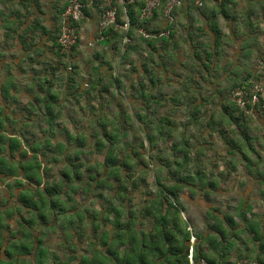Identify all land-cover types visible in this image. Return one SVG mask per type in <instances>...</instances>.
I'll list each match as a JSON object with an SVG mask.
<instances>
[{"label": "trees", "instance_id": "obj_1", "mask_svg": "<svg viewBox=\"0 0 264 264\" xmlns=\"http://www.w3.org/2000/svg\"><path fill=\"white\" fill-rule=\"evenodd\" d=\"M81 1L86 7L79 20L64 18L70 0H45L44 3L42 0H15L10 9L11 20L6 25L9 33L5 36L16 42L13 45L17 46L18 52L22 49L27 53L25 57L22 54L13 56L16 57L17 68L23 71V64L30 66L34 75L30 83L19 87L18 79L7 69L8 74L0 88V96L9 101V105L19 103V97L11 94V88L19 87L29 97L24 107L27 118L23 120H12L0 107V179L3 182L14 179L11 183L7 181V187L15 197L13 206L8 201L0 203V264H190L191 248L195 264L200 259L210 264H226L232 261L228 253L235 251L236 238L240 241L241 233L253 234V242L262 243L264 154L263 159L260 158L261 153L256 152L251 142L256 143V138L247 131L246 125L253 113L241 111L231 99L228 103L222 101L216 120H212L214 113L209 116L207 127L221 134L231 148L228 150L230 158L223 161L228 168L218 172L202 167L200 156L192 154L196 146L191 144L190 137H186V129L192 121L205 119L198 117L204 103L197 104L196 92L182 94L189 107L194 105L186 114L187 122L182 132L172 120L174 115L165 113L149 120L150 112L147 110L152 111V103L164 105L165 96H157L156 89H160L159 83L160 86L174 85L173 74L167 73L165 60L176 63L182 58L181 54L197 60V72L201 79H207L205 85L212 81L206 77H212L219 70L221 61L227 60L230 70L226 78L232 75L235 78L225 94L256 78L258 63L264 62V56H261L264 47V0H202L201 6L197 5V0H182L180 6L170 11V16L166 15L169 0H160L148 18L142 17L145 0H124L123 4L113 0V5L118 6L116 23L105 29V38L96 43L121 52L123 59L147 52L141 64L144 77L133 85L134 97L145 102V113L140 116L139 126L142 128L144 124L147 129L152 128V133L146 135L149 144L144 151L153 153L158 141L168 140L167 146L157 148L156 156L149 154V160H145L142 154L144 142L141 140L135 145L128 142V138L123 136L126 126L110 120L107 114H100L97 119L98 131L91 134L92 143L84 132L71 133L57 123L60 114L55 112V106L59 97L52 92L53 76L62 65V57L70 52L72 55L79 46H74L68 54L62 52L59 39L63 28L68 25L74 29L81 43L84 19L97 12V27L100 28L104 13L103 0ZM47 4L50 6L46 7ZM50 8V14H45ZM126 16L129 26L124 29L120 26L125 24ZM57 31L58 35H55ZM230 41L236 47L231 53L233 55L227 58ZM50 43L54 57L48 61L46 52ZM154 55L161 57L159 63L152 62ZM94 58L98 60L100 53L96 52ZM253 60L257 61L255 68ZM105 61L92 70L103 75L101 69L107 63L109 71H113L111 62ZM160 63L165 69L159 70V74L170 77L169 80L164 78L165 84L161 77H157L159 74L155 75ZM149 66L155 67L150 69ZM235 68L239 71L235 72ZM240 72L245 73L239 75ZM66 82L68 89L76 88L74 74L67 76ZM109 83L117 89L122 86L120 78L114 75ZM36 86L45 90L43 95L33 94ZM95 86L94 80L86 87L91 91ZM109 90L104 86L102 91ZM217 93L221 94L222 90ZM199 94L202 97L203 93ZM180 95L169 98L175 106L182 104ZM254 113L264 116L260 110ZM35 115L46 117L44 122L48 126L42 132L48 136L38 138L30 131V122ZM17 121L20 125L14 132L5 129L6 123L15 126ZM126 122L129 123L122 120L123 125ZM233 124H237L234 131L244 138V143L241 144L240 138L235 140L225 136L223 126ZM56 130L64 132L60 141H54L50 136H54ZM230 133H233L232 128ZM86 146L94 147L98 153L104 152V159L86 164L87 160L82 159ZM153 161H156V170L168 168L170 174L166 179L155 174L156 193L147 192L151 174L149 166ZM50 164L57 165L58 170L53 172ZM243 174L248 180H240L239 185L247 187L252 182L258 186L257 198L247 193L238 200L234 209L229 206L223 210L220 206L221 200L225 199L221 194L223 183L232 176L240 179ZM167 181L173 182L167 184ZM185 190H190L191 196L202 201L203 206L210 203L205 206L206 212L202 217L204 233L195 226L189 214L184 215L186 208L181 194ZM141 195L145 196L143 200L134 202ZM254 199H259L256 206L252 204ZM213 201L217 205H212ZM256 207L263 213H257ZM89 228L91 236L87 243L90 252L78 256V245L88 239ZM49 231L60 232L64 236L60 247L70 252L66 259H62L57 250L46 247L44 237ZM192 238H195L194 245H191ZM249 252H238V257L245 256L251 261L252 253Z\"/></svg>", "mask_w": 264, "mask_h": 264}, {"label": "rangeland", "instance_id": "obj_2", "mask_svg": "<svg viewBox=\"0 0 264 264\" xmlns=\"http://www.w3.org/2000/svg\"><path fill=\"white\" fill-rule=\"evenodd\" d=\"M49 6L50 5L47 4L46 7ZM50 12L51 8L49 11L47 10L45 14H50ZM47 16L48 15H46V17ZM97 16L98 14L96 12L93 16L91 15V18L84 19L86 21L85 24L81 26V30H83V38L81 36V43L78 44V48L73 51L72 55L70 54V51V53L63 52L64 54H69L62 57V65L53 76L54 83L52 92H54V94L59 97V100L55 106V112H59L60 114V117L58 119L59 121H57V123H60L61 126L68 128L71 133L84 132L85 134L90 136L89 143H92L93 138L91 137V134L95 131H98V127L96 126L97 119L99 118L100 114H107L110 120H116L121 126H126V129L123 127V136H126L128 138V142H133L134 145L135 142H140L141 140L144 142L145 148L142 149V154H144L145 160H149V154L156 156L158 153L157 148H164L165 146H167L168 140L158 141L155 147V152L153 151V153L144 151L149 144L146 141V135L152 131V128L147 129L144 124H142V128L139 126V120H141L140 116L145 113L143 110L145 102L144 99L142 100V98L136 99L134 97L133 94L135 93V88H133V85H136L144 77L141 64L146 58L147 52L144 55L135 54L129 59H123L121 57V52L112 51L109 47H102L100 44H97L96 41L93 40V38L97 37V34L99 32V28L97 27ZM6 20L7 21L5 23L8 24V22L10 21L9 17ZM222 28L224 30L226 29L224 25H222ZM58 33L59 32L57 31L55 35H58ZM229 37L231 40L233 39V37ZM89 41H92L94 45H88ZM8 44H10V41L0 46V88L2 81L8 74V70L16 77V79H18L16 81L18 83V86L21 87V85L23 84V87L25 86V84L30 83L31 78L34 75L33 70L30 68V66L26 67L25 64L21 66V68H24L23 71L22 69L20 70L19 68H17L15 62L16 57L13 56H20V54H22V57H25L27 53L22 49L18 52L16 45L10 46ZM234 44V42L230 41L225 57L228 58V56L233 55L231 53L234 52V49L236 47V45ZM53 51L54 49L53 46H51V43L48 44L46 52L48 61L53 59ZM180 51H183V49H180ZM96 52L100 53V58L98 60L94 58V54ZM181 55L182 58L176 63H174L173 60H165L168 67L167 73L170 72L171 74H173L174 85L166 86L161 84L160 86L159 83L160 89H158L157 87L155 94L157 96H165V98L163 99L164 105L159 106L153 105L152 103L151 108L155 113L152 112L151 109L147 110L148 112H150L148 119L154 120L155 118H159V115L161 114L165 115V113L174 115L175 119L173 118L172 120L177 124L178 131L182 132L183 130H185L184 126L187 122L186 114L189 111L190 107L192 108L194 106L191 104V106L189 107V104L187 105V103L184 102L185 98L182 97V94L184 93L186 95L188 94V91L196 92L195 96L197 99H195V101L197 102V104L204 103L202 112L199 113L198 117H205V119L198 120L200 122L192 121L193 123L186 129V137H190L189 139L191 144L193 146H196L194 147L196 150H194L192 154L193 156H200V164L202 165V167H206L208 171L216 170L220 172L221 170H225L228 168L227 164L223 161L225 160V158H230V156L228 155V150H230L231 148L227 146L225 138L221 134H217L215 133V131H212L207 127V122L209 121V116L213 113L215 114V117L212 120L217 119V116L221 111L220 105H222L223 100L228 103L232 99V91L230 92V94H225V92L227 88L234 83L232 80L235 77L231 74V77L226 78L227 73L229 74L230 70L228 65L229 62L227 60H222L219 70L213 73L212 77H206L208 78V81L209 79H211L212 81H210V84L208 83L207 85H205V81L207 79H201L202 76L197 72V60L190 58L188 59L187 55L185 54ZM261 56H264V47L262 49ZM152 58L153 63H159V61H161V57H159L158 55H154ZM94 60L96 61L94 62ZM104 60H106L105 62H111L113 71H109L108 64L104 62L105 64L102 67L103 69H101L103 75L97 74L95 70H92V67H96L100 62H103ZM253 62L254 60L252 61V63ZM256 62L257 61L254 62V68ZM238 63L239 62L236 61V64ZM6 66H9L11 68H6ZM70 67L73 68L72 71L70 70ZM153 67L149 66L150 69H154ZM134 68L136 70H134ZM164 69L165 68L161 66L160 63V67L157 68V72L155 73V75L160 73L159 70L163 71ZM234 71H239V68H235ZM23 73L26 74L22 76ZM242 73L240 72L239 75H241ZM71 74H74L76 82V88L73 90L68 89L66 82L67 76ZM113 75L120 78L122 85L120 89H117L115 86L109 85L110 77ZM166 75L167 77H162V75L159 74L157 75V77H161L162 81L165 84L166 81L164 80V78H167L168 80L170 79L169 75ZM100 78H102V81H98ZM94 80L96 81V86L95 88H93V90L90 91L86 86H88V84H90V82ZM104 86H108L110 90L103 92L102 90ZM18 88H11L10 91L12 92L11 94L17 95L19 97V103L13 102L9 105V101L4 100L0 96V107L4 108L6 114L9 115L12 120H23L24 117L27 118L28 114L26 111H24V107L28 103L29 97L28 95L24 94V90L22 91V89ZM218 90H222V93H217ZM33 91V94L39 93L40 95H43V92H45V90H41L40 88H38V86H36ZM200 92L203 93L202 97L199 94ZM179 93H181V95ZM175 95H180L179 100L180 103L182 102V104H178L177 106H175L174 103L171 102V99L169 98L174 97ZM204 96L206 97L205 99H203ZM250 113L253 114L250 115L252 118H250L249 120L251 121H248L246 125L247 131L256 138V143H254V141L251 142L253 143L256 152L258 150V152L261 153L260 158L263 159L264 116L262 118V116H259V114H255L254 112ZM125 119L128 120L129 123L126 122L127 124L123 125L122 120ZM45 120V116L35 115L34 120L30 122V131L32 133H35L38 138H41L42 136H48V134L45 135L42 132V129L48 126V123L44 122ZM19 125V121H17V124L15 126H10V124L6 123L5 129L7 131L14 132V129H17ZM223 127L226 132V137H233L235 140H237V138H240L239 141L241 142V144L245 142L242 141V139L244 138L234 131L235 128L238 127L237 124H233L231 126L224 125ZM230 128H232L233 133H230ZM50 136L54 141H60L64 138V132L62 133L60 130H56V134L54 136ZM84 150L85 152L82 156V159L84 161L87 160L86 164L90 162L96 163L97 161H102L104 159V152L98 153L94 147L86 146ZM50 165L53 172L58 170L57 165ZM149 168L151 170V174L150 176H148L149 186L147 192L151 191L156 193L157 189L155 186V174H159L162 179L170 177V174L168 173V168H161L159 170H156L158 168L156 165V161H153L150 164ZM242 179L247 181L248 177L244 174L240 179L236 178V176H232L228 180H226L225 183H223L224 189L222 190L221 194L225 196V199H223V201L221 200L220 203V206L223 210L229 206L230 208L234 209L238 200L241 199V197L247 196V193H250L249 196L253 195L254 198H257L258 186L251 184V182L247 184V187L243 186V188L239 185V183L241 182L240 180ZM13 180L14 179H8L7 181L11 183L13 182ZM7 181L3 182L0 179V203L8 201L9 205L13 206L15 197L10 194L7 187ZM172 182L173 181H167L166 183L170 184ZM142 190L144 191L146 189L143 188ZM15 194L16 191L14 190V195ZM135 195L136 193L134 194V196ZM144 197V195H141L135 198L134 202H137V200L139 199L143 200ZM181 198L186 208V214L184 215L189 214L193 218L192 222L195 224V226H197L198 228L200 227L199 229H201L203 227L202 217L206 212L204 208L205 206L207 207L208 205H210V203H205V205L203 206L202 201L197 199V197L191 196L190 190H185L181 194ZM214 201H216V199ZM214 201L212 205H217ZM255 204L256 203H254V205ZM93 206L95 207V205ZM87 235L88 239H85L84 243L78 245V256L83 254L87 255L90 252L87 243L89 241V237L91 236L90 228L87 230ZM44 238L45 244L47 245L46 247L57 250L59 252V256L62 259H66L70 252L64 251V249L60 247L61 242L64 240V236H62L60 232L59 234H57L49 231ZM191 245H194L192 241ZM27 260L29 259L27 258ZM234 260L236 259H232V261Z\"/></svg>", "mask_w": 264, "mask_h": 264}, {"label": "built area", "instance_id": "obj_3", "mask_svg": "<svg viewBox=\"0 0 264 264\" xmlns=\"http://www.w3.org/2000/svg\"><path fill=\"white\" fill-rule=\"evenodd\" d=\"M104 1V13L102 15V21L98 32L96 42L101 41L105 38L103 32L109 26L116 23L118 6L113 5V0ZM120 4L124 3V0H117ZM92 3V2H91ZM160 0H145V7L142 11V17L148 18L152 16L153 10L159 5ZM182 0H169L168 9L166 15L170 16V11L175 6H180ZM197 5H202V0H197ZM86 5L81 0H70V4L66 10L64 18L70 21L71 19L79 20L84 16V9ZM125 24L120 26L121 28L127 29L129 26L128 18L126 16L124 20ZM118 26V25H117ZM78 35L75 30L70 26L65 25L62 31V35L59 39L61 46L63 47L62 52H69L73 49L77 43ZM88 45L93 46L94 43L91 41ZM71 70V68H70ZM232 101L239 107V109L246 114L260 110L264 113V62L259 61L257 66V77L247 82L245 85L238 87L232 92ZM190 264H195L193 260V254L189 255ZM198 264H210L205 259H200ZM226 264H253L248 259H236Z\"/></svg>", "mask_w": 264, "mask_h": 264}, {"label": "crops", "instance_id": "obj_4", "mask_svg": "<svg viewBox=\"0 0 264 264\" xmlns=\"http://www.w3.org/2000/svg\"><path fill=\"white\" fill-rule=\"evenodd\" d=\"M43 3L45 2V0H42ZM15 3V0H0V46L4 43H8V41H10V46H12L14 43L11 39H7V37L5 36L7 33H9L5 22L7 21L6 19L9 17V19L11 20V16H10V9L11 7H13L12 5ZM3 31V32H2ZM81 36L83 38V30H81ZM256 201V202H255ZM259 203V199H254L253 203ZM256 206V205H255ZM258 207V206H257ZM256 207V212L257 213H263V211H261L260 209H258ZM261 211V212H259ZM239 221V220H238ZM199 231H201V233H204L203 228L202 230L200 229ZM240 241L239 238H236V242H235V251L229 252L228 253V258L231 259H240L238 257V252H244L245 250H249L252 255H251V261L253 262V264H264V240L262 241V243H254L252 240L253 234H240ZM193 243H195V238H192L191 240ZM263 244V245H262ZM262 245V246H261ZM204 247V245H203ZM249 252V253H250ZM192 253V248H191V252ZM248 253V254H249ZM247 259L248 257L243 256L241 259Z\"/></svg>", "mask_w": 264, "mask_h": 264}, {"label": "clouds", "instance_id": "obj_5", "mask_svg": "<svg viewBox=\"0 0 264 264\" xmlns=\"http://www.w3.org/2000/svg\"><path fill=\"white\" fill-rule=\"evenodd\" d=\"M82 41V40H81ZM80 43V38L78 37V40H77V43L75 44V46L76 45H78ZM89 43V42H88Z\"/></svg>", "mask_w": 264, "mask_h": 264}]
</instances>
